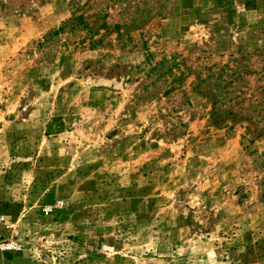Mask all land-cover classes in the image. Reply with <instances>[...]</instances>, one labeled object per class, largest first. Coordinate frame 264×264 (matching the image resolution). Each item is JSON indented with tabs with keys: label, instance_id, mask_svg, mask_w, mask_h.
Segmentation results:
<instances>
[{
	"label": "rangeland",
	"instance_id": "1",
	"mask_svg": "<svg viewBox=\"0 0 264 264\" xmlns=\"http://www.w3.org/2000/svg\"><path fill=\"white\" fill-rule=\"evenodd\" d=\"M241 108L264 0H0V264H264Z\"/></svg>",
	"mask_w": 264,
	"mask_h": 264
},
{
	"label": "trees",
	"instance_id": "2",
	"mask_svg": "<svg viewBox=\"0 0 264 264\" xmlns=\"http://www.w3.org/2000/svg\"><path fill=\"white\" fill-rule=\"evenodd\" d=\"M79 20H83L84 21V18L82 16H79L73 20H71L68 25H73V23H77ZM242 111L243 109L241 108L239 112L237 113H234L233 111H229L228 110H221V109H216L213 111V117H215V119L213 120V125L214 126H218V125H221V123L223 122H219L218 120L221 119L220 117L226 113H228V115H231L232 118L234 119H237V117H240V120H243L245 122H249V124L247 125L246 127V136H252L253 137H256V138H264V123H257V122H251L250 120H248V118L246 117V115H243L242 114ZM247 113H250V109L247 110ZM242 114V116H240ZM252 115V114H251ZM243 116H245L246 118H244ZM225 121V119H224ZM261 124V126L259 125ZM253 128V130H252ZM264 156V155H263Z\"/></svg>",
	"mask_w": 264,
	"mask_h": 264
}]
</instances>
